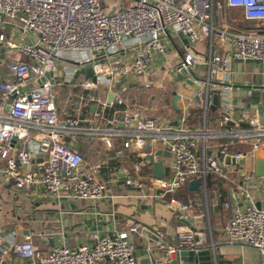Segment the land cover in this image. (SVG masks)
Here are the masks:
<instances>
[{
  "label": "built area",
  "instance_id": "obj_1",
  "mask_svg": "<svg viewBox=\"0 0 264 264\" xmlns=\"http://www.w3.org/2000/svg\"><path fill=\"white\" fill-rule=\"evenodd\" d=\"M231 10L255 24L240 25ZM171 36L187 41L174 74L189 77L195 87L190 96L180 95L177 103L184 104L176 124L143 113L118 86L121 81L154 86L150 67L155 56H167L165 40ZM233 62L264 64V0H0V178L23 192L41 188L57 198L101 201L107 197L104 170L110 160L124 163L136 151L142 172L123 169L125 185L144 196H171L190 214L191 206L174 198L180 188L198 180L206 191L211 175L229 181L226 156L236 161L264 150L260 111L237 114L231 100ZM258 90L264 92V83ZM194 105L201 111L196 123ZM212 110L220 113V129L211 126ZM66 137L80 142V151ZM85 139L88 154L96 156L92 160L81 152ZM96 143L107 149L106 157ZM238 145L250 152L234 151ZM164 152L169 163L156 178L153 165ZM230 165L234 171L242 167ZM224 208L231 212L225 226L229 242L264 256V207L236 186ZM140 228L97 237L94 245L46 251L31 235L7 247L0 228V259L14 252L28 264H140L131 240ZM195 236L189 230L174 242L159 237L156 246L164 259L176 260L182 251L200 250Z\"/></svg>",
  "mask_w": 264,
  "mask_h": 264
},
{
  "label": "crops",
  "instance_id": "obj_2",
  "mask_svg": "<svg viewBox=\"0 0 264 264\" xmlns=\"http://www.w3.org/2000/svg\"><path fill=\"white\" fill-rule=\"evenodd\" d=\"M239 13L238 10H231L230 16H239ZM238 22L240 25L245 24L244 26L255 24L249 22L246 25L247 23L240 16ZM186 45L187 41L183 36H171L165 40V46L168 50L167 56H155L150 67V73H154L153 78L156 80V84L149 88L152 92L151 99L146 103L136 104L143 113L160 116L172 120L176 124L179 110L184 103L179 101L177 103V107L178 104L179 107L176 109L173 102L175 95L187 97L195 90V87L187 83L190 80L189 77L182 74L185 79L180 82L178 75L181 73L174 74L173 67L179 59L178 54L184 53ZM198 49L202 50V47H198ZM247 64L232 63V81L235 87L230 97L235 103L237 114H241L243 111L253 112L258 109L264 122V110H260L262 102H258L256 86H248L254 81V76L253 74H244ZM202 72L203 68L198 66L196 73L199 75ZM166 85H170L172 91L170 99L167 92L162 93L161 97L157 95L158 90L166 89ZM134 87L142 86L128 84L125 89L119 86L123 98ZM197 107L194 105L190 110L191 118L195 123L201 117V113L199 116L192 113ZM212 125L214 129L221 128L216 125V122ZM89 144L87 143L84 148L87 150L88 159L91 158L88 154ZM96 144L101 149V157H106L107 149L100 143ZM156 148L159 153L160 147ZM212 148L213 151L218 150L217 145L213 144ZM258 152L264 161V150ZM256 153L248 156L246 166L237 169L238 171H234L233 168L228 167L231 165L226 163L229 181L217 178L212 179V181L209 180L206 191L200 187L198 190H192L189 186L190 183L180 188L174 198L182 204H189L193 211L184 216L178 213L181 207L179 204L171 202V196L166 198L144 196L140 190L125 185L123 169L131 170L134 175L142 172L141 158L136 154V151H132L130 160L124 163H118L114 159L110 160V165L104 170L107 180V197L101 201H76L68 198H57L41 188H34L31 192H23L15 189L9 181L1 177L0 228L4 232L5 244L7 247H12L31 235L34 244L44 251L59 246L75 248L81 245H94L97 237L131 230L140 224L141 228L131 233V240L137 247L136 257L140 264H167L169 262V260L164 259V254L157 249L158 241L143 233L145 227L153 229L158 237L168 242L176 241L182 232L195 231V240L199 243V251L209 250L213 264H264V256L257 249L230 243L229 236L225 232V226L231 212L224 208V203L231 202V193L236 186H242L251 194L257 204L264 207V183L253 175ZM168 154L167 152L163 153L161 162L164 168L169 163ZM109 156L112 157L113 153L109 152ZM165 170L164 173L167 174ZM243 174L251 176L252 179L242 182L241 175L243 176ZM237 180L239 183H235ZM224 182L233 184L227 187L225 193L220 187L224 186ZM214 188H216L217 195L212 191ZM220 192L224 199L219 198ZM232 204L236 205L233 201ZM197 215L198 217L195 218ZM40 235L45 236L46 239H42ZM148 247L151 248L150 251ZM206 263L205 260L197 264ZM0 264L28 263L17 258L15 253L11 252L4 261L0 259ZM180 264L196 263L181 261Z\"/></svg>",
  "mask_w": 264,
  "mask_h": 264
},
{
  "label": "water",
  "instance_id": "obj_3",
  "mask_svg": "<svg viewBox=\"0 0 264 264\" xmlns=\"http://www.w3.org/2000/svg\"><path fill=\"white\" fill-rule=\"evenodd\" d=\"M187 83L189 85H192V82L190 80L187 81ZM118 86H120L122 89L127 88L128 84L126 83V81H121L118 83ZM114 95L111 94L108 98V102L109 104L113 101ZM180 95L176 94L173 102L174 105L176 107V109H178L177 107V101L179 100ZM214 104L217 105L218 104V95L214 96ZM214 109V107L212 108ZM65 141L68 142L70 144L71 147H73L75 150L80 151L81 149V143L77 142L76 140H72L69 137L65 138ZM169 155V154H168ZM225 161L227 164H233V165H238V166H242L245 167L247 164V160L246 157L240 158L238 160H232L230 156H226L225 157ZM153 171H154V176L156 178H161L163 175V167H162V163L161 162H156L153 165ZM167 172V170H165ZM253 175L255 178H259L263 181L264 183V161L261 158V155L259 152H257L255 154V158H254V167H253ZM125 183V181H124ZM199 181L198 180H193L190 182L189 186L192 190H198L199 188ZM259 207H261L260 204H258ZM178 213L180 215H185V211L180 208ZM153 229H150L148 227H145L143 229V233L149 237H151L152 239H154L155 241L159 240V237L156 235L155 232H153ZM207 261L206 264H213L212 262V258H211V252L209 250H201V251H182L179 255V257L176 260H171L169 261L167 264H180L181 261L182 262H194V263H201V261Z\"/></svg>",
  "mask_w": 264,
  "mask_h": 264
},
{
  "label": "trees",
  "instance_id": "obj_4",
  "mask_svg": "<svg viewBox=\"0 0 264 264\" xmlns=\"http://www.w3.org/2000/svg\"><path fill=\"white\" fill-rule=\"evenodd\" d=\"M249 26V25H248ZM167 86V85H166ZM167 89H165V90H158V96H162V93H165V92H168V90L170 91V92H172L171 91V88H170V85H168L167 87H166ZM148 92V93H147ZM151 90H149V89H147V88H144V87H134L130 92H129V94H127V96L125 95V100L126 101H128L129 103H132V104H141V103H146V102H148L151 98H150V95H151ZM169 93V92H168ZM172 94V93H171ZM159 97V98H160ZM134 100V101H133ZM133 101V102H132ZM159 105V104H158ZM193 114H195V115H197V116H199L200 115V113H201V111H200V109L197 107L196 109H194L193 110V112H192ZM210 118H211V126H213L212 124H214L215 122H216V125H218L219 124V121H220V113L217 111V110H212L211 112H210ZM89 141L90 140H88V139H85V142H87V143H89ZM218 144V143H223V140L221 141H217V142H214L213 144L214 145H216V144ZM214 148V147H213ZM212 148V149H213ZM210 150V152H212L213 150ZM234 151H240V152H244V153H248V152H250V148L248 147V146H244V145H238L237 147H235L234 148ZM81 152H83L84 154H86L87 153V150H81ZM212 179H216V177L214 176V175H211V177H210V180L212 181ZM211 184H212V182H211ZM224 186H220L221 187V189L223 190V193H225L226 192V190H227V187H229L230 185H233L231 182H224V184H223ZM219 186V185H218ZM216 187V186H215ZM216 188H214L212 191L216 194ZM191 193H193L192 191H190ZM217 195V194H216ZM215 195V196H216Z\"/></svg>",
  "mask_w": 264,
  "mask_h": 264
},
{
  "label": "rangeland",
  "instance_id": "obj_5",
  "mask_svg": "<svg viewBox=\"0 0 264 264\" xmlns=\"http://www.w3.org/2000/svg\"><path fill=\"white\" fill-rule=\"evenodd\" d=\"M246 25H248V23ZM247 65L248 66H245V73L244 74H253V76H254V81H252L251 84L248 85V86H253V87L256 86L259 89V87H261L262 84L264 83V64H261V63L250 64V63H248ZM178 78H179L180 82L185 79V77L182 74L178 75ZM257 88H255V90L258 92V94H257L258 102H262V104H261L262 106H261L260 110L263 111L264 110V92H261ZM168 92H167L168 93V98L170 99L172 97V94H171L172 92H170L169 90H168ZM64 93H65V90L62 89L61 90V94H64ZM89 158H90V156H89ZM92 158L94 159V158H96V156H91L90 159H92ZM193 199H190V200H193Z\"/></svg>",
  "mask_w": 264,
  "mask_h": 264
}]
</instances>
